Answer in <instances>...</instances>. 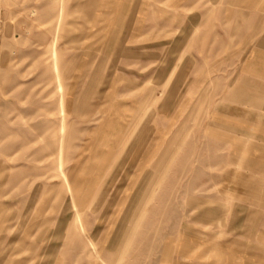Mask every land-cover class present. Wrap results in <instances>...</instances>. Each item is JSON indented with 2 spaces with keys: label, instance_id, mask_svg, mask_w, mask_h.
<instances>
[{
  "label": "rangeland",
  "instance_id": "rangeland-1",
  "mask_svg": "<svg viewBox=\"0 0 264 264\" xmlns=\"http://www.w3.org/2000/svg\"><path fill=\"white\" fill-rule=\"evenodd\" d=\"M162 1L0 0V264H171L184 197L223 174L264 192V87L239 70L264 3L213 5L190 54L139 39Z\"/></svg>",
  "mask_w": 264,
  "mask_h": 264
},
{
  "label": "crops",
  "instance_id": "crops-1",
  "mask_svg": "<svg viewBox=\"0 0 264 264\" xmlns=\"http://www.w3.org/2000/svg\"><path fill=\"white\" fill-rule=\"evenodd\" d=\"M164 2L172 4V12L169 9L167 11L160 9V15H156V20L161 27L155 32L142 30L139 39H148L149 34L160 36L170 31L173 37L172 44L179 47L187 45L188 52L195 54L197 47H200L197 38L202 37L203 53H211L213 32L208 25L212 18L209 10H212L213 5L219 6L220 25H222L227 21L228 0H202L203 11H198V8L194 7H199L201 4L197 5L191 0H163L162 6ZM260 2L264 3V0H251V5L258 6ZM191 7H194L191 13H181L191 10ZM222 10L223 13L226 12L224 18ZM252 13L255 11L253 10ZM259 15L257 12L252 19L250 39L253 41L249 42L250 45L243 51L245 56L242 58L239 70L242 72V81L264 87V25L260 28L256 24L260 22ZM170 20L182 22V25L167 30L166 26ZM147 21L146 14L143 23ZM199 22H203L199 26L202 35L200 33L197 35L196 26ZM193 26L196 29H193ZM218 37L221 48L226 50L227 35L223 36L220 32ZM164 43L161 40L156 42L155 46ZM145 46L147 48L148 44ZM195 68L193 64L189 67V69ZM255 94L256 91L251 94L252 100ZM251 116H259V114L252 113ZM259 180L253 174H223L217 180L221 183L219 189L204 190L199 194L195 191L184 197L189 216L186 221H179L172 235L171 264H264V192L253 184ZM231 182L237 184L231 185Z\"/></svg>",
  "mask_w": 264,
  "mask_h": 264
}]
</instances>
